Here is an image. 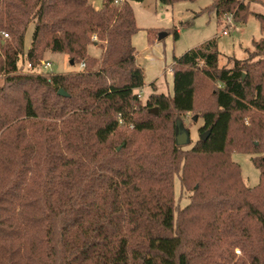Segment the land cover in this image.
Segmentation results:
<instances>
[{"label":"trees","instance_id":"obj_1","mask_svg":"<svg viewBox=\"0 0 264 264\" xmlns=\"http://www.w3.org/2000/svg\"><path fill=\"white\" fill-rule=\"evenodd\" d=\"M144 1L0 0V264H264V0L194 13L234 26L252 16L261 37L229 68L215 38L174 56L173 94L142 102L131 4ZM191 25L149 29L147 42ZM49 52L85 66L38 72ZM186 114L203 125L183 150ZM233 154L251 155L256 186Z\"/></svg>","mask_w":264,"mask_h":264},{"label":"rangeland","instance_id":"obj_2","mask_svg":"<svg viewBox=\"0 0 264 264\" xmlns=\"http://www.w3.org/2000/svg\"><path fill=\"white\" fill-rule=\"evenodd\" d=\"M213 0H198L194 4L180 3L175 6H162L157 0H145L143 3L132 2V10L136 17V25L146 32L149 29L167 30L179 29L180 22L191 21L192 25L188 28L180 30L178 40L173 41L172 35L168 34L159 41V47L156 51H151L147 55L143 51H139V61L143 62L145 66L154 62V59L161 55L172 54L175 57H180L186 51L197 47L207 40L215 38L218 43L219 51V66L232 67L233 58L237 60H244L247 53L253 51L252 41L257 42L261 37L260 26L258 21L250 16L247 22L243 25H237L229 31L227 36L221 35L224 30V22L221 21L219 25L216 23L214 12L202 13L193 19L194 14L186 11L187 8L196 13L200 9L211 4ZM98 5V4H97ZM264 13V8H260ZM33 25H30L25 32V51L28 50L32 39ZM167 33V32H166ZM100 50L95 47L89 48L91 56H98ZM43 60L52 64V67L47 72L52 74L66 73L72 70H78V65L69 63L67 56L59 53H46ZM139 90H137L138 92ZM142 102L146 100V94H140ZM195 118V120H193ZM203 125L201 118L194 117L193 114H186L181 117V123L177 127V131L188 132V142L182 146L184 149L191 148L197 142L198 129ZM232 160L236 162L241 168L242 179L249 187H254L258 184L259 172L253 167L251 162V155L233 154ZM174 194L176 208H183L188 201L189 193L181 190L179 180L174 178Z\"/></svg>","mask_w":264,"mask_h":264},{"label":"crops","instance_id":"obj_3","mask_svg":"<svg viewBox=\"0 0 264 264\" xmlns=\"http://www.w3.org/2000/svg\"><path fill=\"white\" fill-rule=\"evenodd\" d=\"M102 2L103 0H90V3L96 10H99L101 8ZM186 11L194 14V12H191L188 8ZM138 29V33H136L131 40V44L137 51L135 60L137 61V64L143 68L145 76L144 86L138 91V93L146 94V99L151 94L172 95L173 75L171 65L173 63L172 59L174 56L172 54L158 56L159 58L154 59V62L152 64L145 66L143 62L139 61V51H143L145 55H147L151 51H156L159 47V41L156 39L154 43L148 44L147 32L144 29Z\"/></svg>","mask_w":264,"mask_h":264},{"label":"built area","instance_id":"obj_4","mask_svg":"<svg viewBox=\"0 0 264 264\" xmlns=\"http://www.w3.org/2000/svg\"><path fill=\"white\" fill-rule=\"evenodd\" d=\"M122 2V0H115V4L117 5V3ZM224 30H222L221 35L223 36H227L229 31L233 28V21H232V16L231 15H227L224 19ZM4 38H8V35L4 34L3 35ZM84 64H81L79 68H84ZM28 68H31V65H27ZM52 67V64L49 63L46 60H41L40 61V67L37 70L38 72H44L46 73L48 70H50V68ZM238 253V251H237Z\"/></svg>","mask_w":264,"mask_h":264},{"label":"water","instance_id":"obj_5","mask_svg":"<svg viewBox=\"0 0 264 264\" xmlns=\"http://www.w3.org/2000/svg\"><path fill=\"white\" fill-rule=\"evenodd\" d=\"M166 35H167L166 32L159 33L157 40L158 41L162 40L163 38H165ZM69 63L72 65L74 64L72 60ZM57 93L63 96H67L62 90H58ZM193 120H195V118ZM175 138H176V144L182 147L184 146V144L188 142V132L187 131H183V132L176 131Z\"/></svg>","mask_w":264,"mask_h":264}]
</instances>
